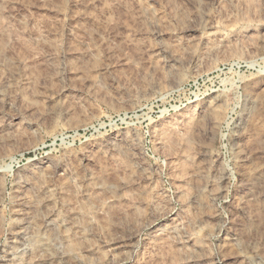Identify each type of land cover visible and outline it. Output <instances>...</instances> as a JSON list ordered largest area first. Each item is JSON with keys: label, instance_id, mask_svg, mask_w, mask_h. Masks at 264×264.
Returning <instances> with one entry per match:
<instances>
[{"label": "rangeland", "instance_id": "374dc122", "mask_svg": "<svg viewBox=\"0 0 264 264\" xmlns=\"http://www.w3.org/2000/svg\"><path fill=\"white\" fill-rule=\"evenodd\" d=\"M0 264H264V0H0Z\"/></svg>", "mask_w": 264, "mask_h": 264}]
</instances>
